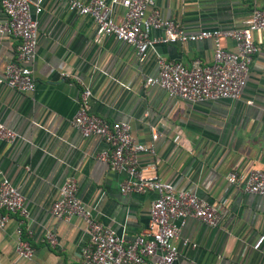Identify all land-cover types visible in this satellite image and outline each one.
Masks as SVG:
<instances>
[{
  "label": "crops",
  "instance_id": "0c3cea01",
  "mask_svg": "<svg viewBox=\"0 0 264 264\" xmlns=\"http://www.w3.org/2000/svg\"><path fill=\"white\" fill-rule=\"evenodd\" d=\"M152 1L161 16L179 21L187 32L241 27L252 6H264V0ZM39 6L34 13L30 5L37 20L29 61L34 89L21 93L0 84V121L17 135L12 142L0 140V175L22 194L27 209V217L9 215L0 228V264H80L86 238L82 219H55L49 213L65 177L74 178L76 197L102 225L126 239L146 226L155 192H120L125 174L96 157L105 143L82 137L70 123L82 86L90 91L91 113L108 122L126 121L136 141L153 144L152 154L137 155L144 176L155 175L222 205L213 227L184 218L174 241V264H264V238L252 248L264 236V197L225 179L231 170L264 168V29L253 33L258 49L238 99L188 103L145 86L144 80L157 72L156 55L184 65L194 59L209 64L211 40L157 43L137 62L130 45L111 36L95 38L92 19L69 11L65 0H40ZM121 15L122 8L115 7L114 16ZM4 19L0 7V23ZM219 43L235 50L229 38ZM17 45V39L0 34V69L15 58ZM62 70L67 77L59 75ZM17 226L33 249L29 259L14 252ZM46 229L54 233L55 246L44 241Z\"/></svg>",
  "mask_w": 264,
  "mask_h": 264
},
{
  "label": "built area",
  "instance_id": "2783aa9c",
  "mask_svg": "<svg viewBox=\"0 0 264 264\" xmlns=\"http://www.w3.org/2000/svg\"><path fill=\"white\" fill-rule=\"evenodd\" d=\"M40 0H0L5 19L0 23V34L15 38L18 45L15 58L0 69V84L14 91L25 93L34 89V78L29 66L37 43V20L30 13L40 11ZM69 11L87 16L94 23V37L111 36L116 41L130 45L137 62H142L154 44H177L187 41L209 39L213 49L211 62L202 64L198 59L184 65L178 60H165L156 55L157 72L147 76L145 86H157L167 96L177 97L188 103L206 100H235L241 95L248 66L257 51L253 33L264 29V6H252L244 25L220 30L201 28L187 32L179 21L163 17L153 6L152 0H65ZM122 8L121 17L114 16L115 7ZM159 34H153V32ZM229 38L235 50L224 48L219 40ZM67 77L66 71H60ZM90 91L82 86L71 125L82 137L97 136L106 149L96 157L105 161L111 171L123 172L125 178L119 190L126 192L154 191L150 202L145 228L126 239L113 229L94 219L90 207L75 195V180L65 177L57 188L56 198L51 202L49 213L55 219L77 216L84 223L85 241L80 246V264H174L177 247L174 243L178 229L185 217H192L213 227L223 215L220 203H211L197 197L188 189H176L157 176H144L137 164L139 153H153V144H142L130 134L126 121L108 122L88 109ZM16 134L0 121V140L12 142ZM156 134H151L155 139ZM229 184H238L245 192L264 197V168H250L241 174L231 170L225 175ZM27 217L24 197L3 175H0V228L9 215ZM14 252L17 257L29 259L33 249L22 236V228H15ZM264 236L252 244L258 249ZM43 239L55 246L54 233L48 229Z\"/></svg>",
  "mask_w": 264,
  "mask_h": 264
}]
</instances>
